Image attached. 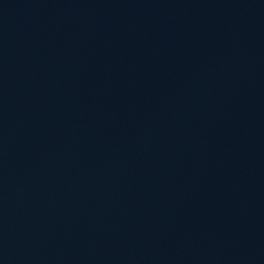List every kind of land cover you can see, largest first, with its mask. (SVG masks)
Listing matches in <instances>:
<instances>
[{
	"label": "water",
	"instance_id": "obj_1",
	"mask_svg": "<svg viewBox=\"0 0 264 264\" xmlns=\"http://www.w3.org/2000/svg\"><path fill=\"white\" fill-rule=\"evenodd\" d=\"M0 264H264V0H0Z\"/></svg>",
	"mask_w": 264,
	"mask_h": 264
}]
</instances>
